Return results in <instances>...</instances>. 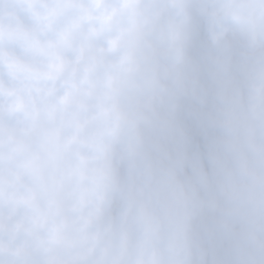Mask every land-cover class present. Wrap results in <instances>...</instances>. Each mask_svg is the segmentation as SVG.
I'll return each mask as SVG.
<instances>
[{"label":"clouds","instance_id":"obj_1","mask_svg":"<svg viewBox=\"0 0 264 264\" xmlns=\"http://www.w3.org/2000/svg\"><path fill=\"white\" fill-rule=\"evenodd\" d=\"M0 264H264V0H0Z\"/></svg>","mask_w":264,"mask_h":264}]
</instances>
